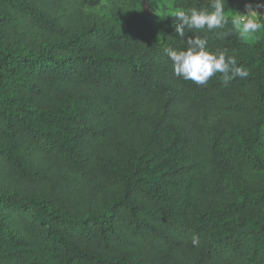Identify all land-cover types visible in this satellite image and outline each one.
<instances>
[{
  "label": "trees",
  "instance_id": "16d2710c",
  "mask_svg": "<svg viewBox=\"0 0 264 264\" xmlns=\"http://www.w3.org/2000/svg\"><path fill=\"white\" fill-rule=\"evenodd\" d=\"M102 2L0 0V264H264V29ZM196 36L249 75L176 76Z\"/></svg>",
  "mask_w": 264,
  "mask_h": 264
},
{
  "label": "clouds",
  "instance_id": "9594fccd",
  "mask_svg": "<svg viewBox=\"0 0 264 264\" xmlns=\"http://www.w3.org/2000/svg\"><path fill=\"white\" fill-rule=\"evenodd\" d=\"M212 11H201L195 7L187 10H176L174 17L176 34L184 38L186 29L201 30L207 28L208 31L222 28L226 23V17H232V25L235 31L243 39L252 37L257 32L264 29V23L256 10L264 8V3H259L255 7L246 4V14L238 11L225 12L224 0H212L210 5ZM167 56L173 63V70L176 76L185 80H191L197 85H205L216 73L222 74V80L227 84L230 80L246 78L248 70L243 65H238L234 55H227L225 51L212 52L208 48L207 37H188L186 39V49L176 51L165 49ZM193 246L199 244V237L193 235Z\"/></svg>",
  "mask_w": 264,
  "mask_h": 264
},
{
  "label": "rangeland",
  "instance_id": "374dc122",
  "mask_svg": "<svg viewBox=\"0 0 264 264\" xmlns=\"http://www.w3.org/2000/svg\"><path fill=\"white\" fill-rule=\"evenodd\" d=\"M109 1H110V0H103V2H102V6H100V7H98V8H94V9H89V10H92V11L97 12V11H100V9H104V8L107 9L108 6H109L110 3H111V2H109ZM111 1H112V0H111ZM145 9H146V10H149L147 6L145 7ZM240 13L244 14L242 11H241ZM259 14L264 15V12H259Z\"/></svg>",
  "mask_w": 264,
  "mask_h": 264
},
{
  "label": "built area",
  "instance_id": "2783aa9c",
  "mask_svg": "<svg viewBox=\"0 0 264 264\" xmlns=\"http://www.w3.org/2000/svg\"><path fill=\"white\" fill-rule=\"evenodd\" d=\"M258 12H264V8H258L256 9ZM244 14H246V10L242 11Z\"/></svg>",
  "mask_w": 264,
  "mask_h": 264
}]
</instances>
